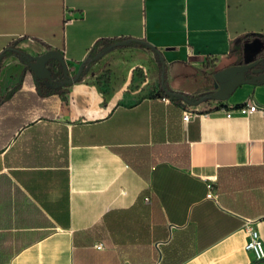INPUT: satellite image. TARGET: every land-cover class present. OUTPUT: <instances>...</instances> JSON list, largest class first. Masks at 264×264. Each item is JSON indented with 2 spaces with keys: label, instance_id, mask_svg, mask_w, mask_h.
Listing matches in <instances>:
<instances>
[{
  "label": "crops",
  "instance_id": "crops-1",
  "mask_svg": "<svg viewBox=\"0 0 264 264\" xmlns=\"http://www.w3.org/2000/svg\"><path fill=\"white\" fill-rule=\"evenodd\" d=\"M251 34L264 0H0V52L58 49L71 75L103 39L160 52L115 47L72 85L5 55L0 264H264L244 248L248 221L264 241V114L225 115L264 110V83L181 96L216 91Z\"/></svg>",
  "mask_w": 264,
  "mask_h": 264
},
{
  "label": "water",
  "instance_id": "water-1",
  "mask_svg": "<svg viewBox=\"0 0 264 264\" xmlns=\"http://www.w3.org/2000/svg\"><path fill=\"white\" fill-rule=\"evenodd\" d=\"M131 42H138L146 46H150L153 51L157 54L160 52L155 47L151 46L149 43L142 39L128 38L116 42L114 44H109L103 48L102 52L94 56V60H98L107 51L119 47L127 46ZM264 48V40L260 36L248 39L244 43L243 49V61L240 64H234L228 66L224 69L217 71L214 75L217 80L219 87L216 91L203 95L200 99L192 101L183 95L186 101L199 104L207 98H212L217 101H226L229 99L231 94L242 84L245 83H264V61L258 59L259 52ZM8 50L15 51L20 55H24V51L18 49L16 46H9ZM6 51L0 52V62L5 57ZM52 62L58 63V68L54 69L51 64ZM26 63L34 73L36 79L44 80L45 82H50L54 84L56 78H60V85H72L76 83L79 78L86 73L90 66H85V61H83L78 71L75 75H71L69 71L68 63L64 57V54L58 49H49L43 53L37 55H31L26 57ZM259 64L263 66L260 67ZM60 69L63 73L60 74ZM162 82L164 81V74H162ZM164 85V84H163ZM181 95L179 93H174ZM182 96V95H181Z\"/></svg>",
  "mask_w": 264,
  "mask_h": 264
},
{
  "label": "built area",
  "instance_id": "built-area-1",
  "mask_svg": "<svg viewBox=\"0 0 264 264\" xmlns=\"http://www.w3.org/2000/svg\"><path fill=\"white\" fill-rule=\"evenodd\" d=\"M261 112L264 114V110L260 109L258 105L254 103H245L232 107L231 109L225 111L226 117H232L234 112H238L241 115L248 116L254 112ZM197 115L196 111L186 110L183 113V120L189 121L192 117ZM247 231V240L245 242L244 248L246 251L251 252L256 261H264V241L261 238L260 232L252 221H248L245 224ZM97 248H103V244L99 243L96 245ZM155 264H161L160 259Z\"/></svg>",
  "mask_w": 264,
  "mask_h": 264
},
{
  "label": "trees",
  "instance_id": "trees-1",
  "mask_svg": "<svg viewBox=\"0 0 264 264\" xmlns=\"http://www.w3.org/2000/svg\"><path fill=\"white\" fill-rule=\"evenodd\" d=\"M250 36H260V35L251 34ZM121 40H124V39H122V38L121 39L114 38V39H103L101 41H98L94 45V47H93V49H92V51L90 53V56L85 60V66L92 65L94 62H96V60H94L93 57L98 55L99 53H101L104 47H106L109 44H114L116 42H119ZM129 46H139V47H143V48L146 47L145 45H143L141 43H138V42H131L129 44ZM5 51H6L5 55L14 54V51L8 50V48H6ZM258 59H262L264 61V48L259 52ZM1 65H2V61L0 62V70H1ZM259 65H260V67L263 66L262 64H259ZM51 66L54 69H57L59 65L56 62H52ZM62 73H63V71H62V69H60V74H62ZM82 77H83V75L79 78L78 81H80L82 79ZM102 81H105L106 83L110 82L109 78L107 77V72H105L102 76H100L97 79V82L99 84H101ZM157 94L159 96H164V97H169V98H172V99H176V95L173 92L168 91L165 88V84L163 86H159V90H158ZM182 97H184V96L182 95ZM201 97L202 96H198V97L187 96V98L192 100V101L193 100H198ZM1 102H2V99H1V96H0V103Z\"/></svg>",
  "mask_w": 264,
  "mask_h": 264
},
{
  "label": "rangeland",
  "instance_id": "rangeland-1",
  "mask_svg": "<svg viewBox=\"0 0 264 264\" xmlns=\"http://www.w3.org/2000/svg\"><path fill=\"white\" fill-rule=\"evenodd\" d=\"M27 53L29 54V55H34L35 54V52L34 51H27ZM14 56L17 58V59H19L22 63H24V64H27L26 63V58L24 57V56H22V55H20L19 53H16V54H14ZM90 66V65H89ZM78 71V69L74 72V75L76 74V72ZM137 73H138V75H141L140 73H142V70H137ZM141 77H142V75H141ZM160 82V73H158V77H157V81H156V83L158 84ZM150 90V89H149ZM151 91V90H150Z\"/></svg>",
  "mask_w": 264,
  "mask_h": 264
},
{
  "label": "flooded vegetation",
  "instance_id": "flooded-vegetation-1",
  "mask_svg": "<svg viewBox=\"0 0 264 264\" xmlns=\"http://www.w3.org/2000/svg\"><path fill=\"white\" fill-rule=\"evenodd\" d=\"M23 56L26 58V57L31 56V55H29L28 53L24 52Z\"/></svg>",
  "mask_w": 264,
  "mask_h": 264
}]
</instances>
